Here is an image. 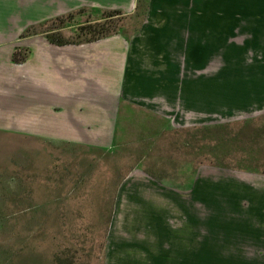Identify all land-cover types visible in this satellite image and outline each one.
I'll use <instances>...</instances> for the list:
<instances>
[{"label": "crops", "instance_id": "1", "mask_svg": "<svg viewBox=\"0 0 264 264\" xmlns=\"http://www.w3.org/2000/svg\"><path fill=\"white\" fill-rule=\"evenodd\" d=\"M81 10L136 18L134 32L69 44L24 35ZM120 103L162 120L180 107L205 125L224 113H264V0H0V129L103 138ZM189 216L181 228L110 231L103 264H264V229H207Z\"/></svg>", "mask_w": 264, "mask_h": 264}, {"label": "rangeland", "instance_id": "2", "mask_svg": "<svg viewBox=\"0 0 264 264\" xmlns=\"http://www.w3.org/2000/svg\"><path fill=\"white\" fill-rule=\"evenodd\" d=\"M135 21L81 10L24 35L84 43L134 32ZM111 112L103 138L89 130L75 143L0 129V264H103L110 231L181 228L190 214L207 229H264V113H224L205 125L180 107L166 120L121 103ZM221 126L228 146L217 150L210 130Z\"/></svg>", "mask_w": 264, "mask_h": 264}, {"label": "trees", "instance_id": "3", "mask_svg": "<svg viewBox=\"0 0 264 264\" xmlns=\"http://www.w3.org/2000/svg\"><path fill=\"white\" fill-rule=\"evenodd\" d=\"M113 13H116V12H113ZM116 14H118V13H116ZM107 36H109V35H107ZM107 36H102V37H107ZM102 37H100V38H102ZM99 39V38H98ZM96 40V39H95ZM50 42H52V43H56V44H62V42H60V41H53V40H51L50 39ZM24 59L25 58H22V59H17L16 58V54L14 53V55H13V58H12V60L15 62V63H20V62H22V61H24ZM223 128V126H221V129H220V127H218V128H216V129H212V130H210V132H212L213 131V133L214 134H218L216 137V139H214V140H212V145H214V144H216L218 147H216V149L217 150H222V148L223 147H226V146H228V143L226 142V134H227V132H226V130L225 129H222ZM226 151V150H225ZM221 151H219V153H220ZM218 156V155H217ZM222 158V157H221ZM219 156H218V159H221ZM216 165H218V166H220L221 164H219V163H216ZM221 166H226V165H221ZM247 170V169H246ZM248 171V170H247ZM57 262H58V264H66V263H69L68 261H62V259H57Z\"/></svg>", "mask_w": 264, "mask_h": 264}]
</instances>
